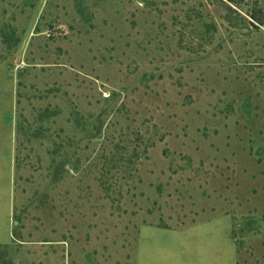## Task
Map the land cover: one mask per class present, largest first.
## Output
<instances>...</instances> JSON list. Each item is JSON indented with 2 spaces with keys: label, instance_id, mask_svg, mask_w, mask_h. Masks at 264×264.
I'll return each mask as SVG.
<instances>
[{
  "label": "rangeland",
  "instance_id": "rangeland-1",
  "mask_svg": "<svg viewBox=\"0 0 264 264\" xmlns=\"http://www.w3.org/2000/svg\"><path fill=\"white\" fill-rule=\"evenodd\" d=\"M0 264H264V0H0Z\"/></svg>",
  "mask_w": 264,
  "mask_h": 264
}]
</instances>
